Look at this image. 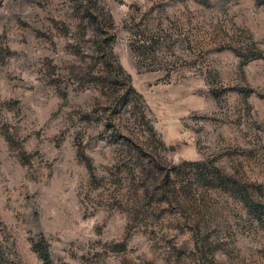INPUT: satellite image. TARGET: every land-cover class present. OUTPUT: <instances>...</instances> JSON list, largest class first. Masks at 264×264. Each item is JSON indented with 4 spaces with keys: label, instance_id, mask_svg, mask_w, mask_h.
I'll list each match as a JSON object with an SVG mask.
<instances>
[{
    "label": "rangeland",
    "instance_id": "rangeland-1",
    "mask_svg": "<svg viewBox=\"0 0 264 264\" xmlns=\"http://www.w3.org/2000/svg\"><path fill=\"white\" fill-rule=\"evenodd\" d=\"M0 264H264V0H0Z\"/></svg>",
    "mask_w": 264,
    "mask_h": 264
}]
</instances>
